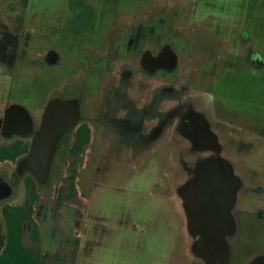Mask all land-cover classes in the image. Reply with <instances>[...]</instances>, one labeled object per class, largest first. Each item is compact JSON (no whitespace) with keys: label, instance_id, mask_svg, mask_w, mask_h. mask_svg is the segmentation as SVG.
<instances>
[{"label":"rangeland","instance_id":"1","mask_svg":"<svg viewBox=\"0 0 264 264\" xmlns=\"http://www.w3.org/2000/svg\"><path fill=\"white\" fill-rule=\"evenodd\" d=\"M138 1H111L106 5L99 2L95 6L86 0H0V47L3 37L8 36L7 46L12 45L13 37H18L12 63L8 56L12 46L7 47L5 56H0V113L12 104H20L39 116L53 98L80 101V42H91L94 30L104 37L108 30L116 28L120 13L146 9L144 4L135 5ZM187 2L180 12L189 17L180 25L188 31L187 37L194 39L195 52L193 46L181 52L180 71L193 72V91L200 100L210 89H216L212 110H222L215 103L219 101L217 97L231 110L226 113V155L246 185L241 207L247 219L239 239L264 250V221L248 225L258 209L264 210V68L258 72L247 62L253 52L264 60V0ZM51 49L59 52L57 64L46 61L45 55ZM242 50L240 61L244 63L240 65L238 52ZM189 62L192 64L187 69ZM236 112L242 120L237 119ZM64 159L62 151L46 188L62 174ZM182 178L177 154L166 146L130 152L95 149L81 174V187L91 199V214L98 210L97 205L108 214V226L117 230L114 239L129 232L130 241L142 245L141 251L129 252L131 258L135 260L138 252L142 264H155L167 259L174 240L185 237L191 245L185 225L184 232L178 235L179 201L175 200V205L169 196L176 197L175 185ZM96 185L100 186L93 191ZM22 196L20 191L18 198ZM121 221L126 224L121 225Z\"/></svg>","mask_w":264,"mask_h":264},{"label":"flooded vegetation","instance_id":"2","mask_svg":"<svg viewBox=\"0 0 264 264\" xmlns=\"http://www.w3.org/2000/svg\"><path fill=\"white\" fill-rule=\"evenodd\" d=\"M111 1L123 3L125 0H86L95 6ZM140 4L146 5V9L134 14L120 13L116 28L108 30L104 37L94 30L91 42H80L77 54L80 101L65 97L51 99L39 122L29 112L32 126L26 135L8 136L12 129L21 128L17 124L6 126L7 107L0 113V137L8 140L28 136L34 140L50 104L66 101L77 106V123L92 125L90 152L95 149L144 151L166 146L176 152L179 172L183 173L174 192L200 263L264 264V250L239 239L247 219L241 207L246 185L226 155L229 151L226 113L231 110L220 97L215 103L222 110H212L216 89H210L205 99L200 100L193 91L196 85L193 72L180 71L181 52H188L194 44V39L188 38L185 34L188 31L180 25V21L188 20L189 15L180 12L181 6H188V2L140 0L135 5ZM7 37L2 38L0 56H5L7 47L12 46L8 55L12 63L18 37H13L12 45L8 46ZM238 53L237 62L242 65L240 58L244 52ZM45 58L50 64H57L59 52L51 49ZM247 62L258 72L264 68V60L256 52L248 56ZM191 64H187V69ZM238 115L237 119L242 120V115ZM74 127L57 139L53 167L45 184L52 177L56 157L67 148ZM25 157L14 166L10 184L0 179V202L11 186L18 185L26 173H31L23 166ZM35 179L38 184L42 183ZM263 221L264 210L258 209L248 225ZM0 238L2 241V232Z\"/></svg>","mask_w":264,"mask_h":264},{"label":"crops","instance_id":"3","mask_svg":"<svg viewBox=\"0 0 264 264\" xmlns=\"http://www.w3.org/2000/svg\"><path fill=\"white\" fill-rule=\"evenodd\" d=\"M35 116L39 122L41 115ZM92 130V125H75L64 151L62 174L50 188L46 185L52 181L53 174L47 184L48 179L38 184L31 173H26L20 183L11 186L2 197L0 264H142L138 253L142 245L130 241L131 233L114 239L117 230L108 226V214L99 205L93 214L90 212L91 199L82 190L81 174L90 159ZM32 143L28 136L8 140L0 137L1 180L10 184L14 166L28 155ZM52 167L53 162L51 170ZM99 186H94L93 191ZM20 191L21 199L18 198ZM169 196L176 205V197ZM95 200H99V196ZM176 210L179 235L184 232V224L179 207L176 206ZM164 214L169 215H161ZM125 224L121 221V225ZM174 241L167 259L155 264H201L185 237ZM132 249L138 251L135 260L129 254ZM164 254L162 250V256ZM114 256L122 258L114 260Z\"/></svg>","mask_w":264,"mask_h":264},{"label":"water","instance_id":"4","mask_svg":"<svg viewBox=\"0 0 264 264\" xmlns=\"http://www.w3.org/2000/svg\"><path fill=\"white\" fill-rule=\"evenodd\" d=\"M77 122L78 108L76 105L66 101H55L47 108L43 116L42 126L23 161V166L40 182L46 181L49 177L55 154V145L60 134L72 129ZM5 124L7 127L17 124L21 128L12 129L8 136L13 134L26 135L31 129L32 119L27 108L20 104H12L6 111ZM1 227L0 222V232ZM1 245L0 238V248Z\"/></svg>","mask_w":264,"mask_h":264},{"label":"bare ground","instance_id":"5","mask_svg":"<svg viewBox=\"0 0 264 264\" xmlns=\"http://www.w3.org/2000/svg\"><path fill=\"white\" fill-rule=\"evenodd\" d=\"M185 114V113H184ZM180 118V117H179ZM178 195H180V194H178ZM183 197V196H182ZM179 199V198H178ZM180 203V202H179ZM187 223V222H186ZM189 227V226H188ZM187 231V230H186ZM190 236V235H189ZM210 245V244H209ZM225 255V254H224ZM257 260V259H256ZM213 262V261H212ZM217 262V261H216ZM218 262H220V261H218ZM217 262V263H218ZM215 263V262H214ZM221 263H223V262H221Z\"/></svg>","mask_w":264,"mask_h":264}]
</instances>
